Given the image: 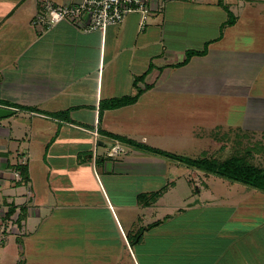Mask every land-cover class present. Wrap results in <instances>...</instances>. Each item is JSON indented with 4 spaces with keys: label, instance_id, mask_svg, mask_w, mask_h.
Returning a JSON list of instances; mask_svg holds the SVG:
<instances>
[{
    "label": "crops",
    "instance_id": "1",
    "mask_svg": "<svg viewBox=\"0 0 264 264\" xmlns=\"http://www.w3.org/2000/svg\"><path fill=\"white\" fill-rule=\"evenodd\" d=\"M203 1L191 7L200 6L207 21L198 27L186 24V32L178 29L175 19L185 15L179 11L184 8L178 5L181 0H167L162 11L154 10L143 30L139 14L130 13L104 32H85L68 21L42 32L32 24L39 0H0V108L5 109L0 114V221L15 206L14 213L23 216L25 234L23 244L14 233L0 239V264L16 245L25 248L27 243L30 248L54 210L68 205L86 208L100 188L110 209L117 208L99 175L112 184L121 177L127 186L135 175L141 181L151 171H182L180 160L121 139L125 151L111 156L115 137L196 158L205 137L198 129H243L249 113H263L259 99L264 98V44L257 45L256 37L259 28L264 32V0L228 2L226 9L235 20L224 27L228 19L221 13L223 7L217 0L207 6ZM192 30L201 33V41L178 38L180 32ZM205 47L204 54L186 60L188 50ZM247 63L255 73L248 91ZM139 89L144 91L136 102L101 111V101L135 95ZM60 111H68L69 118L51 114ZM21 164L28 167L30 199L27 186L13 174ZM179 181L171 180L152 203L137 202L141 225L164 222L176 213L156 218L159 209L170 208L164 200L171 198ZM121 205L126 208L127 203ZM215 244H207L199 254L205 252L207 264H219L225 251L216 250L219 243ZM195 249L189 245L187 250ZM238 252L234 256L241 261ZM237 259L229 257L223 264H240Z\"/></svg>",
    "mask_w": 264,
    "mask_h": 264
},
{
    "label": "rangeland",
    "instance_id": "2",
    "mask_svg": "<svg viewBox=\"0 0 264 264\" xmlns=\"http://www.w3.org/2000/svg\"><path fill=\"white\" fill-rule=\"evenodd\" d=\"M213 2L217 1L204 0L202 5L207 6ZM197 3H199L197 0H181L178 4L184 7L179 11L185 13L176 15L175 18L180 23L177 26L180 31L186 32L184 29L188 23L198 27L207 21L208 18L200 6L192 9L191 6L199 5ZM217 3L223 7L221 8L223 16L227 14L225 15L227 19L233 16V12L229 15L225 1ZM38 9L39 7L37 11ZM151 17L153 15H150ZM194 35L197 36L193 37ZM178 38L192 39L193 43L202 40L201 33L194 30L183 34L180 32ZM256 39L257 45L264 44V32L260 28ZM246 67L244 84L248 91L247 88L251 87L250 76L255 73L251 71L248 63ZM259 100L263 105L260 108L264 110V98ZM248 107L252 109L255 106ZM242 126L243 129L238 127L198 129L199 134L202 133L205 137L200 141L195 157L223 161L234 152L237 137L242 138L245 145L255 140L264 143V128H261L264 126V111L249 113V119L247 117ZM251 127L254 130L248 129ZM244 131L249 132L243 135ZM253 161L264 167V154L257 153ZM185 165L182 162V171H151L147 175L149 177L141 181L136 175L126 178L127 186L121 177L119 182L112 184L106 177L99 175L105 193L112 200V204L113 202L117 204V208L110 209L100 188L90 199L89 202L92 203H88L86 208L68 205L66 208L54 210V214L42 223L36 238L31 241L30 248L27 247V243L25 248L16 245L8 251V259L3 263L186 264L185 260L193 258L194 262L191 264H207L208 259H204L205 252L203 255L199 254L204 251L207 244L219 243L216 250L223 248L225 250L220 255L219 264H223L229 257L238 258L240 264H264V192ZM136 172L133 171L134 174ZM178 178L181 182L179 181L175 189L169 193L171 198L164 200L166 204H170V208L164 206L163 209H159L156 218H162L164 212L176 213L158 226L145 228L148 225L139 223L138 211L141 209L137 202L152 203L157 199L154 198L159 191L163 193V190L170 186L171 180ZM143 190L147 198L140 200L138 194ZM102 198L103 201H100ZM121 203H127L126 208L122 207ZM22 220L19 215L20 228L23 225ZM225 234L230 238L221 237ZM13 235L19 237V242L23 244L20 239L25 234ZM189 245L197 246L198 249L190 252L191 250H187ZM228 249H231V254L227 252ZM238 250L242 254L241 261L239 257L234 256L239 254Z\"/></svg>",
    "mask_w": 264,
    "mask_h": 264
},
{
    "label": "built area",
    "instance_id": "3",
    "mask_svg": "<svg viewBox=\"0 0 264 264\" xmlns=\"http://www.w3.org/2000/svg\"><path fill=\"white\" fill-rule=\"evenodd\" d=\"M167 0H79L71 3H55L52 0H39V9L36 12L32 24L40 31L45 32L62 21H68L77 28L85 31H102L108 27L121 23L130 13H138L140 16L139 26L143 30L149 23L150 15L154 10H161ZM196 1V0H195ZM200 1V0H197ZM221 1V0H217ZM225 3L233 0H223ZM100 133L94 131L95 138ZM125 151L124 145L115 138L109 154L111 156ZM26 162L23 157L21 163ZM16 180L21 181L27 186L26 195L32 198L31 183L25 180L19 170L13 171ZM19 213H12L10 216L0 221V239L3 240L8 234H23L19 227ZM23 224V222H22Z\"/></svg>",
    "mask_w": 264,
    "mask_h": 264
},
{
    "label": "trees",
    "instance_id": "4",
    "mask_svg": "<svg viewBox=\"0 0 264 264\" xmlns=\"http://www.w3.org/2000/svg\"><path fill=\"white\" fill-rule=\"evenodd\" d=\"M228 11L230 12L229 15H232L231 11L230 10ZM233 19H234L233 16L228 18L225 25L232 24L234 22ZM205 52H206V47L203 50H188L186 54L187 55L186 60L188 61L193 55H202ZM139 79H143V77H140ZM143 91L144 89H139V91L135 95H125L121 97H114L111 99L103 100L101 101V111H103L106 108H117L128 104H132L137 101V99L139 98V96ZM51 114L56 117L69 118L68 111H60ZM247 132L249 131H244L243 135ZM224 134L227 136L226 132ZM117 138L121 139L122 141H126L130 144H133L135 146L143 147L150 151L180 160L181 162H184L189 166L196 167L200 170H204L207 173H211L213 175L219 176L229 181L238 182L264 192V167L259 166L253 161V157L257 153L264 154V143H262L261 141L258 140L257 141L255 140L254 142L249 141L248 144L245 145L244 141H242V138L237 137L236 147L234 152L223 161H215V160H210L208 158H190L184 155L168 152L159 148L147 146L125 137L117 136ZM18 169L23 174L24 179L28 180L29 176H28L27 165L26 164L18 165ZM161 193L159 191L154 199H156V197L158 198V196H160ZM145 194L146 193L139 194L140 200H143ZM146 198L147 197H145L144 199ZM14 212H15V206H11L6 214L7 216H10ZM20 217L22 218L23 216L20 215ZM161 222L162 221H156L154 223L149 224L145 228L155 227L159 225ZM139 240L140 237L138 241Z\"/></svg>",
    "mask_w": 264,
    "mask_h": 264
},
{
    "label": "water",
    "instance_id": "5",
    "mask_svg": "<svg viewBox=\"0 0 264 264\" xmlns=\"http://www.w3.org/2000/svg\"><path fill=\"white\" fill-rule=\"evenodd\" d=\"M2 110H4V112H3ZM6 112H7V111H6ZM1 113H5V109L0 108V114H1Z\"/></svg>",
    "mask_w": 264,
    "mask_h": 264
}]
</instances>
